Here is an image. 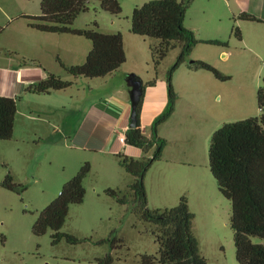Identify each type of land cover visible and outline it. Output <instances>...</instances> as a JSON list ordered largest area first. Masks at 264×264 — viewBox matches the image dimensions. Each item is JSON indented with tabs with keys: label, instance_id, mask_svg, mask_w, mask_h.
<instances>
[{
	"label": "rangeland",
	"instance_id": "rangeland-1",
	"mask_svg": "<svg viewBox=\"0 0 264 264\" xmlns=\"http://www.w3.org/2000/svg\"><path fill=\"white\" fill-rule=\"evenodd\" d=\"M41 1L0 0V23L5 26L0 34V53L13 54L20 59L29 53H43L44 60L50 68H56L57 74L74 79L76 76L61 65L58 56L68 62H84L93 42L84 35L31 27L29 18L24 15L39 14ZM120 1L123 10L114 14L104 9L100 0H90L89 9L78 15L74 26L121 30L127 60L119 73H135L144 82L156 76L167 78L181 53V43L170 49L156 69L153 48L160 44V39L131 31L134 8L149 0ZM210 2L216 9L207 11L205 16H219L224 1ZM202 7V0H196L188 10L202 14ZM189 21L188 17L186 23ZM197 47L198 53L191 52L172 75L174 87H187L181 101L190 111L186 115L182 112L183 116H175L165 124L177 135L167 141L164 158L147 171V204L150 208L172 207L179 203L182 195H187L190 209L195 213L193 232L207 264H239L231 224V200L220 191L211 171L209 147L213 133L224 123L261 113L257 92L264 83V53L240 51L224 57L223 53L214 51L218 47L214 44L200 42ZM194 59L210 62L230 78L222 80L210 70L191 68L189 63ZM118 79L119 75L107 88L103 77L79 76L77 83L50 96L59 104V121L41 122L36 126L38 135L33 129H20L12 138H0V264H99V258L108 252L114 255L113 264H143L142 254H159L156 225L140 218L131 197L129 202L121 203L106 191L113 187L128 192L131 174L119 161L74 145L68 133L75 125L72 100L75 103L78 96L88 91V84L96 86L97 97L106 90L117 89ZM195 150L200 157L199 164L177 161ZM86 161L92 168L84 181L85 199L70 205L61 229L80 240L73 243L63 237L54 243L52 228L44 234H35L33 224L40 212L60 194L64 183ZM8 172L25 187L22 192L3 185ZM114 237L123 241L113 243ZM252 238L264 241L259 236Z\"/></svg>",
	"mask_w": 264,
	"mask_h": 264
},
{
	"label": "trees",
	"instance_id": "trees-1",
	"mask_svg": "<svg viewBox=\"0 0 264 264\" xmlns=\"http://www.w3.org/2000/svg\"><path fill=\"white\" fill-rule=\"evenodd\" d=\"M101 6L114 14L123 10L120 0H100ZM194 0H149L134 8L131 18V31L160 39L153 48V62L157 69L171 48L179 42L182 50L167 77L169 101L165 110L152 124V135L148 136L142 127L141 113L146 88L156 84L158 76L144 83V92L139 102L138 123L130 126L125 133V142L142 148L144 156L135 157L119 153L120 164L125 167L132 179L128 192L108 187L106 191L119 202L127 203L133 199L135 210L140 218L156 225L159 242V254H142L143 264H207V258L201 253L198 237L193 232L195 213L191 211L187 195H182L177 205L172 207L150 208L147 204L145 176L151 166L163 157L167 139L159 135V126L175 111L177 91L172 83V75L193 48L200 42L228 46V40L203 39L196 31L185 25L187 10ZM90 0H42L39 14H25L31 27L46 32L73 33L91 39L93 45L82 63L67 64L60 56L61 65L76 77H104L118 70L127 60L124 33L101 31L95 27H76L75 19L89 9ZM239 18L264 21L256 15L241 13ZM97 22H95V25ZM5 26L0 23V34ZM233 35L242 38L239 26L234 25ZM194 69L204 68L212 71L218 78L226 80L230 75L222 73L216 66L204 59H194L189 63ZM136 77L139 75L132 73ZM73 80L50 72L40 81L27 87L34 93H49L53 90L72 86ZM259 115L224 123L215 130L209 147L210 168L218 181L220 191L231 200V224L234 228V240L237 247L239 264H264V241H254L253 236L264 240V83L257 92ZM18 97L0 94V138L14 136ZM154 149L153 154L148 153ZM89 161L84 162L78 172L67 180L60 194L39 214L33 224V232L41 235L49 228L54 230L53 242L63 237L76 243L80 239L74 234L62 231L70 205L81 203L85 199V178L91 171ZM3 185L22 192L25 187L15 181L11 172L3 180ZM131 197V198H130ZM109 239H102L105 242ZM122 238L114 237L113 243ZM114 255L108 252L99 258V264H113Z\"/></svg>",
	"mask_w": 264,
	"mask_h": 264
},
{
	"label": "crops",
	"instance_id": "crops-1",
	"mask_svg": "<svg viewBox=\"0 0 264 264\" xmlns=\"http://www.w3.org/2000/svg\"><path fill=\"white\" fill-rule=\"evenodd\" d=\"M210 1L202 0V14L190 13L187 10L185 23L186 19L190 18V21L186 23L187 27L194 29L197 36L203 39L228 40V46L214 44L218 46L214 51L223 53L224 57H227L228 53H239L240 51L242 53H264V21L239 18L241 13H250L264 20V0H223V11L217 17L205 16L207 11L216 9ZM195 2L196 0L192 2L190 7ZM234 25L240 27L242 31L241 39L233 35L232 30ZM198 44L193 48L192 53H198ZM87 54H85V59ZM26 58L20 59L13 54L0 53V94L19 98L14 136H16L20 129H33V132L38 135L36 126H39L41 122L47 121L52 124V121H59V104L50 97L54 92H59V90H53L49 93L27 91V87L30 84L46 78L50 72H59H57L56 68L48 66L44 60L43 53H29ZM64 62L67 64L82 63ZM120 70L123 69H118L103 77L108 88L110 86L109 82L119 75V79L117 80L119 88L106 90L97 97L95 92L96 86L88 84L87 88L89 87V90L84 91L83 95L78 96L75 103L72 100L71 111L72 115L74 114L72 117L75 119V125L68 132L72 135L74 145H77L84 151L100 152L109 156L110 160L119 162L120 160L117 156L119 153H126L135 157L144 156L142 148L127 144L125 140L120 138V135H125L127 129L130 127L132 112L130 85L127 82V78L132 73L127 74L128 72H123L120 74ZM77 78H70L73 80L72 85L77 83ZM175 88L178 90L179 95L175 111L159 126V135L166 138L168 142L177 133L169 131L165 127V124L170 122L175 116H183L182 112H185L186 115L190 111L186 106L182 105L181 101L185 91L188 90L187 87L183 88L180 85ZM168 101L169 89L167 78L158 77L156 84L149 85L146 88L143 99L141 122L143 130L148 136L152 135L153 121L165 110ZM66 116H68L67 113ZM196 153V150L190 152L184 157L190 156L180 158L177 161L183 164H199L200 157ZM164 154L161 159L164 158Z\"/></svg>",
	"mask_w": 264,
	"mask_h": 264
},
{
	"label": "water",
	"instance_id": "water-1",
	"mask_svg": "<svg viewBox=\"0 0 264 264\" xmlns=\"http://www.w3.org/2000/svg\"><path fill=\"white\" fill-rule=\"evenodd\" d=\"M127 82L130 85V97L132 102V112L130 117V126H136L138 123V105L144 92V81L141 77L129 75Z\"/></svg>",
	"mask_w": 264,
	"mask_h": 264
},
{
	"label": "built area",
	"instance_id": "built-area-1",
	"mask_svg": "<svg viewBox=\"0 0 264 264\" xmlns=\"http://www.w3.org/2000/svg\"><path fill=\"white\" fill-rule=\"evenodd\" d=\"M120 138H121L122 140H125V135H124V134H121V135H120Z\"/></svg>",
	"mask_w": 264,
	"mask_h": 264
}]
</instances>
